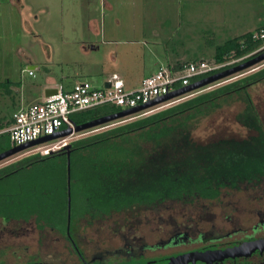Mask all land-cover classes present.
<instances>
[{
	"label": "rangeland",
	"instance_id": "rangeland-1",
	"mask_svg": "<svg viewBox=\"0 0 264 264\" xmlns=\"http://www.w3.org/2000/svg\"><path fill=\"white\" fill-rule=\"evenodd\" d=\"M262 28L264 0H0V129L13 125L19 109L43 103L51 87L68 89L79 81L103 87L117 74L129 89H136L160 66L233 64L239 60L216 62L218 48L247 34L258 35ZM30 66L36 67L34 76L29 74ZM262 69L264 61L186 97L76 133L68 142L162 112ZM252 89L264 125V85ZM246 106L242 99L225 105L200 123L193 139L200 144L249 139L250 145L258 146V132L238 119ZM112 111L122 108L109 107L103 113ZM12 148L9 134L1 135L0 152ZM38 154L43 155L36 148L27 149L0 162V169ZM260 185L226 186L215 199L167 203L96 221L78 220L80 198L75 196L72 233L75 236L78 220L91 252L120 247L122 240L115 233L120 225L135 230L150 245L166 240L173 226L180 224L201 230L215 226L221 233L247 231L258 222V212L264 211V180ZM59 235L33 220H0V247H4L0 264H76L78 258ZM153 254L157 253H149Z\"/></svg>",
	"mask_w": 264,
	"mask_h": 264
},
{
	"label": "trees",
	"instance_id": "trees-1",
	"mask_svg": "<svg viewBox=\"0 0 264 264\" xmlns=\"http://www.w3.org/2000/svg\"><path fill=\"white\" fill-rule=\"evenodd\" d=\"M253 36L247 34L220 46L218 64L239 61L211 74L262 53L264 39ZM260 85H264V69L162 112L75 141L68 148L1 168L0 220H33L41 229L66 236L69 154L72 208L74 197H79L81 215L107 217L157 209L198 197L214 198L219 187L261 183L264 125L252 96V88ZM236 99L247 104L239 121L258 132L256 140L261 144L250 145L249 139L197 143L193 134L200 123ZM109 107L115 108L96 107L72 115L71 120L78 126L119 113H103Z\"/></svg>",
	"mask_w": 264,
	"mask_h": 264
},
{
	"label": "built area",
	"instance_id": "built-area-1",
	"mask_svg": "<svg viewBox=\"0 0 264 264\" xmlns=\"http://www.w3.org/2000/svg\"><path fill=\"white\" fill-rule=\"evenodd\" d=\"M253 38L264 39V28ZM225 66L210 65L204 61L180 67L160 66L155 74L144 78L136 89H129L123 78L117 74L103 87H96L89 81L76 82L68 89L61 85L55 87L57 93L46 97L43 103L16 111L13 114V125L0 129V136L9 134L13 147L22 146L74 127L71 116L76 113L104 105L122 108V111L133 109L187 87ZM29 74L34 76L33 70H30ZM188 95L190 93L174 98L170 102ZM68 138L54 140L58 142L53 146H48L54 142L51 141L33 148L38 149L43 155H49L66 148L69 145Z\"/></svg>",
	"mask_w": 264,
	"mask_h": 264
},
{
	"label": "flooded vegetation",
	"instance_id": "flooded-vegetation-1",
	"mask_svg": "<svg viewBox=\"0 0 264 264\" xmlns=\"http://www.w3.org/2000/svg\"><path fill=\"white\" fill-rule=\"evenodd\" d=\"M92 49L98 48L92 47ZM260 184L262 182L255 185H239V187L263 186ZM232 186L238 188V185ZM232 186L229 185L228 187ZM222 188L219 187L218 195ZM218 195L209 199L218 198ZM197 199L205 198L198 197ZM109 217L84 214L78 220L84 218L88 221H96ZM258 218V222L247 231L232 230L228 233L217 231L215 226L209 230H201L187 224L174 225L167 239L154 245L148 244L145 238L138 235L135 230H127L125 225H120L115 230L123 243L120 247L113 250L96 249L91 252L89 251V241L82 234L78 226V220L75 222V236L71 229L73 221H71L70 234H68V228L66 236L56 230L55 233L60 234L59 238H65L70 250L78 258L76 264H167L170 259L178 256L203 252H209V254L203 256L201 260H197L195 264H264V246L250 254L233 257H225L224 254L220 253L227 249L239 247L247 242L264 241V211L258 212ZM0 249H4V247H0ZM159 251L168 252L158 253ZM149 253L157 254L149 255ZM190 264H193V262H190Z\"/></svg>",
	"mask_w": 264,
	"mask_h": 264
},
{
	"label": "water",
	"instance_id": "water-1",
	"mask_svg": "<svg viewBox=\"0 0 264 264\" xmlns=\"http://www.w3.org/2000/svg\"><path fill=\"white\" fill-rule=\"evenodd\" d=\"M264 61V51L262 53H260L258 56L250 59L249 61H246L242 64H239L235 67L229 68L227 70H224L222 72L210 75L208 77H205L203 79H200L199 81H196L194 83H192L191 85L181 88L167 96H163L160 97L148 104L133 108V109H129V110H125V111H121L119 113L113 114V115H109V116H105L96 120H93L91 122L82 124V125H78V126H74V127H69L59 133H56L54 135H49L46 137H43L41 139H38L34 142H30L28 144L22 145V146H18V147H14L4 153L0 154V162L13 157L27 149H31L37 145H41L47 142H51L60 138H67L70 136H73L76 133H81L84 131H88L109 123H112L114 121H118L120 119H124L126 117H129L131 115H135L138 114L142 111H145L149 108H152L154 106L160 105L162 103H165L167 101H170L174 98H178L180 96L186 95L188 93H192L194 91H197L199 89H202L208 85H211L217 81H220L222 79H225L231 75H234L236 73H239L241 71H244L246 69H249L261 62ZM35 68V67H34ZM57 93V89L55 88H49L46 90L45 93V97L51 96L53 94ZM69 145L66 147L68 148ZM69 159H68V234H70V227H71V221H72V194H71V162H70V154L68 155ZM264 246V241H254V242H247L242 244L239 247L236 248H231V249H227L225 251H222L220 253L224 254L225 257H233V256H239V255H244V254H250L251 252L262 248ZM212 253H216V252H212ZM219 253V252H218ZM209 252H203V253H192V254H187V255H181L178 256L176 258L170 259L167 264H190V262H193V264L196 263L197 260H201L203 256L208 255Z\"/></svg>",
	"mask_w": 264,
	"mask_h": 264
},
{
	"label": "crops",
	"instance_id": "crops-1",
	"mask_svg": "<svg viewBox=\"0 0 264 264\" xmlns=\"http://www.w3.org/2000/svg\"><path fill=\"white\" fill-rule=\"evenodd\" d=\"M34 67H35V66H30L29 69H30V70H34V69L36 68V67H35V68H34ZM123 80H124V79H123ZM124 81H125V83L128 85V83L126 82V80H124ZM51 88H53V87H51ZM6 121H7V120H6Z\"/></svg>",
	"mask_w": 264,
	"mask_h": 264
}]
</instances>
